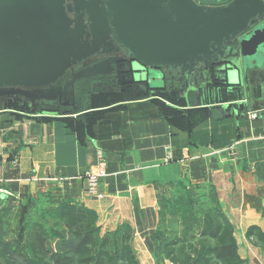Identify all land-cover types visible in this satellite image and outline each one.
Returning <instances> with one entry per match:
<instances>
[{"label": "crops", "instance_id": "0c3cea01", "mask_svg": "<svg viewBox=\"0 0 264 264\" xmlns=\"http://www.w3.org/2000/svg\"><path fill=\"white\" fill-rule=\"evenodd\" d=\"M166 81L161 94H144L151 86L142 83L141 95L90 108L101 115L85 130L80 113L0 112V191L20 200L44 195L51 208L73 201L94 214L102 233L132 235L138 264H172L155 236L165 218L161 207L177 192L204 189L232 224L240 258L264 264L261 245L245 236L252 226L264 229V67L248 73L250 96L228 86L216 103L210 93L172 90ZM256 85L261 96L252 92ZM246 99L244 116L216 108ZM98 150L107 176L94 197L84 175L96 166Z\"/></svg>", "mask_w": 264, "mask_h": 264}, {"label": "water", "instance_id": "95a60500", "mask_svg": "<svg viewBox=\"0 0 264 264\" xmlns=\"http://www.w3.org/2000/svg\"><path fill=\"white\" fill-rule=\"evenodd\" d=\"M194 1L0 0V98L20 96L29 104L57 101L73 108L74 102L62 100H73L74 83L112 74V65L124 60L114 57L121 49L129 59L130 82L149 86L154 70L161 82L156 88H163L162 72L180 70L186 93L188 75L202 64L223 72L219 86H237L239 69L246 74L247 66L264 54V0H232L219 8ZM214 52L221 57L220 67ZM104 55L114 56L98 59ZM64 85L72 91L66 93ZM216 108L244 116L246 102Z\"/></svg>", "mask_w": 264, "mask_h": 264}, {"label": "rangeland", "instance_id": "374dc122", "mask_svg": "<svg viewBox=\"0 0 264 264\" xmlns=\"http://www.w3.org/2000/svg\"><path fill=\"white\" fill-rule=\"evenodd\" d=\"M114 55H104L99 57L98 59H108L109 57H113ZM114 57L123 58L124 56L120 54L115 55ZM94 61V59H93ZM90 62L85 63L88 64ZM81 66H77L75 69H78ZM68 73L67 75H69ZM67 75L63 80H67ZM160 76L158 71L151 70L150 71V85L151 87H159L161 86V82L158 79ZM122 78V79H121ZM116 81L112 82L107 88H101L98 82H93L89 89L86 90L88 96L97 92H100L96 95V99H98L97 103L106 104L107 102L116 104L120 102L121 96L119 95L123 89L127 90L130 95H135L139 93L137 87L135 86L134 81L132 83L128 82V76H125V73L122 76L116 72L115 78ZM136 79H139L136 76ZM131 80V78H130ZM64 90L66 93L75 91L76 82L73 85V89L70 91V87H66L64 85ZM48 88H41L38 90L46 91ZM26 91H33L35 89H24ZM103 90V91H101ZM106 94L105 95H102ZM126 95V94H125ZM162 95H158L161 97ZM67 97V96H66ZM87 98V97H86ZM68 98L63 99L64 101L73 102L66 100ZM75 102V99H74ZM28 99H25L20 96H11L6 98H0V112H13L20 113L23 115H49V116H68L74 117L76 114L72 113L70 107H62L58 104L57 101L47 102V101H34L30 103L32 106H28ZM81 111L79 112L81 115H86L90 113V104L88 102L84 103L80 107ZM78 119V118H77ZM190 197L193 198L192 205H188L187 197L185 193L177 192L174 195V199L176 201L175 206H173V210L170 208L161 209L163 217L161 218L162 223L160 225L161 232L156 236L157 241L162 245V241H176L185 240L187 246L192 243H197V234L201 227V221L203 218V214L205 211L212 208L210 205V200L208 197L204 196V189H192L190 190ZM43 195V194H42ZM44 196V195H43ZM34 197L25 199H15L11 197L7 192L0 191V246L4 242H8L11 245V253L13 256V260L17 264H23L24 260L27 259L29 262L32 259V255L28 250V244L31 237L33 239L39 240L43 246V254L44 259L47 261H51V258L54 255H60L61 251L58 249L57 244L61 243L64 240H73L81 237L86 228L85 227H76L70 228L63 223V212L58 211L55 208H51L49 202H45L44 197ZM173 198H171L173 200ZM32 200V201H31ZM71 203L73 201H70ZM49 203V204H48ZM74 204V203H72ZM194 215L190 221V232L187 235H184L183 232L185 230L184 224L182 221L186 217H188L189 213ZM67 215V214H66ZM168 216V217H167ZM170 217V218H169ZM173 217H177L182 221L181 223H177ZM166 219H169L168 222H165ZM187 227V232H188ZM264 230V229H263ZM95 236V247H101V243L105 237H108V245L107 248L113 253L116 251L117 240L109 237L110 235H106L98 231ZM119 235H116V238ZM195 239V240H194ZM132 240V235H131ZM260 243L262 241L258 240ZM253 244L259 245L260 243L257 241H250ZM131 243V242H130ZM259 243V244H257ZM182 245L176 247V257L178 259L177 264H198L200 260V254H195L192 258H189L187 254V247L184 245L182 249ZM261 245V244H260ZM198 251H200L201 247L204 246L201 243H197ZM261 251L264 252V246L261 245ZM114 259L115 254L113 255ZM167 258V257H166ZM33 261V259H32ZM168 261H170L168 259ZM0 264H4V262L0 259ZM35 264V263H34ZM110 264H117V261H114ZM174 264V263H172ZM239 264V263H238ZM252 264H259L255 260L252 261Z\"/></svg>", "mask_w": 264, "mask_h": 264}, {"label": "trees", "instance_id": "16d2710c", "mask_svg": "<svg viewBox=\"0 0 264 264\" xmlns=\"http://www.w3.org/2000/svg\"><path fill=\"white\" fill-rule=\"evenodd\" d=\"M114 76L105 75V76H95L84 78L76 82L75 88V102L74 107L70 108L72 113L79 114L81 111L80 107L84 103L88 102L90 104V108L110 106L112 103L107 102L106 104L97 103L96 95L100 92L94 93L88 96L86 90L89 89L90 85L93 82H98L101 88H107L113 81ZM135 86L137 87L140 84H145L141 81H134ZM148 86V85H147ZM228 87V86H227ZM226 87H213L210 89L209 93L211 95V100L213 103L221 102L222 95ZM147 91L144 94L151 95L152 93L161 94V91L165 90L164 88H153L147 87ZM130 89H123L120 92V99L127 97L130 93L127 91ZM161 90V91H160ZM103 91V90H101ZM204 93V92H203ZM101 94V93H100ZM126 94V95H125ZM142 93L139 91L138 95ZM105 95L106 94H103ZM87 97V98H86ZM101 112H90L86 115H80L78 117V121L80 122V128L85 130L88 125L94 121V119L100 117ZM181 193H185V196L188 198L187 203L189 206L192 205L193 198L190 197L191 192L182 191ZM32 201V200H31ZM176 201L173 200H165L164 206L161 209L170 208L173 210V206H175ZM60 212H63V223L70 227H85L86 230L80 234L81 237L73 240H64L61 243L57 244L58 249L61 251L60 255H54L51 258V261H47L44 259L43 254V246L41 241L30 238L28 244V250L32 255V259L30 262L25 259L23 264H110L114 261H117V264H138L136 259L135 252L131 246V235L127 232H123L121 234L117 233H107L106 235H110L117 240L116 251L113 253L107 248L108 245V237H105L101 243V247H95V234L100 230L95 225V217L94 214L76 204H72L70 201H63L60 205L55 207ZM67 214V215H66ZM194 216L189 213L188 217L181 221L184 224L185 230L183 232L184 235L189 234V230L191 228L190 221ZM187 227L188 232H187ZM116 235H119L116 238ZM246 238L249 241H262L260 243L264 246V230H261L257 226H252L246 231ZM195 240V239H194ZM197 243H201L202 246L200 251L197 248V243H192L187 246L185 240L176 241H162V250L165 253L167 259L170 260L171 263L177 264L178 259L176 257V247L182 245V249L184 245L188 248L187 254L189 258H192L195 254H200V260L198 264H245L244 261L240 258L238 254V248L236 245V241L233 237V227L229 222L228 218L225 214L219 210L217 207L211 208L204 212L203 218L201 221V227L197 234ZM253 243V242H252ZM257 243V244H259ZM259 244V245H260ZM11 245L8 242H4L0 246V259L4 262V264H17L13 260V256L11 253ZM115 254L114 259L113 255Z\"/></svg>", "mask_w": 264, "mask_h": 264}, {"label": "flooded vegetation", "instance_id": "af4514ba", "mask_svg": "<svg viewBox=\"0 0 264 264\" xmlns=\"http://www.w3.org/2000/svg\"><path fill=\"white\" fill-rule=\"evenodd\" d=\"M194 1V0H193ZM232 1V0H231ZM230 1V2H231ZM195 4H197L198 6H202L204 8H219V7H225L227 6L229 3H226V4H220V3H214V4H209V3H199L197 1H194ZM254 29V27H252L250 30L246 31V33L242 34V35H239L236 39L238 40L240 37H242L243 35H246L248 33H250V31H252ZM226 44V41H223L222 42V46H224ZM124 56V60L122 62H117V63H114L112 65V68H113V71H112V74H109L110 76H114L115 77V74L116 72L119 73L121 76H122V73L121 72H124L125 73V76H126V73H127V70L130 69V66H129V59H128V56L126 54V52L124 50H120L119 54ZM260 59L259 61H252L251 62V68H249V66H247V70H246V74L243 73V70L242 69H239L238 71V76H236L235 78L237 79L238 84L237 86L241 87L244 89V92L250 96V87H249V83H248V73L250 71H253L254 69H261L264 67V54H261L260 55ZM212 58L214 60H216L218 62V66L220 67L221 64H220V60H221V57L218 55V53L214 52V54L212 55ZM217 66V65H216ZM215 65L214 66H202V64H199L196 69L190 74L188 75V84H189V87H188V91H192L194 89H198L200 90V92H204V93H209L210 89L213 88V87H219V88H222L223 86H219L221 82V79L219 76H223V72L221 73L220 71L219 72H215L214 70V67H216ZM163 75H164V80H163V88L167 85V81L169 82V89H172V90H175L176 87H178L177 90H181V88L183 90H185V84L186 82L184 80L181 79V76H180V70H168V71H163L162 72ZM166 77V79H165ZM205 77V78H204ZM122 79V78H121ZM130 79V78H128ZM129 83H132L128 80ZM192 88V89H191ZM187 91V93H188ZM252 92L254 93V96H261L262 95V89L260 87V85H256L255 87H253V90ZM75 93V91H74ZM65 103L66 101L62 100V103ZM249 104V101L248 99H246V106ZM28 106H32L31 104L28 103ZM68 108V107H66Z\"/></svg>", "mask_w": 264, "mask_h": 264}, {"label": "built area", "instance_id": "2783aa9c", "mask_svg": "<svg viewBox=\"0 0 264 264\" xmlns=\"http://www.w3.org/2000/svg\"><path fill=\"white\" fill-rule=\"evenodd\" d=\"M250 118L255 119L256 114H251ZM107 176V161L103 151H97V164L93 170L87 171L84 175L85 183H86V192L90 196L97 197L98 193V185Z\"/></svg>", "mask_w": 264, "mask_h": 264}]
</instances>
